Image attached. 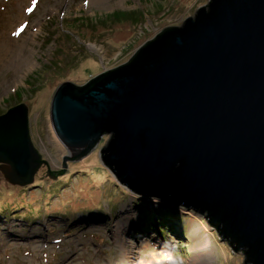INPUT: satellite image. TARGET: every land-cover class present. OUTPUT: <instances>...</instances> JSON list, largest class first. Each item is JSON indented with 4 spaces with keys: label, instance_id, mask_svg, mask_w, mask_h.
<instances>
[{
    "label": "water",
    "instance_id": "1",
    "mask_svg": "<svg viewBox=\"0 0 264 264\" xmlns=\"http://www.w3.org/2000/svg\"><path fill=\"white\" fill-rule=\"evenodd\" d=\"M56 137L81 159L111 135L101 160L147 202L194 209L245 264H264V0H209L164 27L125 63L51 98ZM48 165L27 105L0 113V172L13 185Z\"/></svg>",
    "mask_w": 264,
    "mask_h": 264
},
{
    "label": "rangeland",
    "instance_id": "2",
    "mask_svg": "<svg viewBox=\"0 0 264 264\" xmlns=\"http://www.w3.org/2000/svg\"><path fill=\"white\" fill-rule=\"evenodd\" d=\"M208 2L0 0V113L27 105L32 142L48 162L26 186L0 172V264H196V257L201 264H245L243 249L233 250L204 213L162 205L164 212H155L158 203L146 204L121 184L100 156L111 135L64 167V155L72 154L50 120L59 84L82 85L127 62ZM144 212L164 215L168 230Z\"/></svg>",
    "mask_w": 264,
    "mask_h": 264
},
{
    "label": "trees",
    "instance_id": "3",
    "mask_svg": "<svg viewBox=\"0 0 264 264\" xmlns=\"http://www.w3.org/2000/svg\"><path fill=\"white\" fill-rule=\"evenodd\" d=\"M145 213V217H146V221H148V222H151L152 224H154V225H160L161 226V231L162 232H165V231H167L168 229V223H169V220H168V218H166L164 215H162L161 217H157V218H155L154 216H153V213H146V212H144ZM169 216H172V215H169ZM177 224H178V222H177ZM167 225V226H166ZM142 234L144 233V232H141ZM226 242H228V240L226 239ZM229 243V242H228ZM244 251V250H243Z\"/></svg>",
    "mask_w": 264,
    "mask_h": 264
},
{
    "label": "bare ground",
    "instance_id": "4",
    "mask_svg": "<svg viewBox=\"0 0 264 264\" xmlns=\"http://www.w3.org/2000/svg\"><path fill=\"white\" fill-rule=\"evenodd\" d=\"M145 203L150 205V206L152 205V204H149V202H147V201H145ZM157 208H161V207L158 206ZM165 208H167V207H165ZM191 216H193V215L191 214ZM198 244H201V240L198 241ZM200 249H201L202 253L205 252V248H204L203 244L200 245ZM193 261H194V263L196 262V264H201V261L197 257Z\"/></svg>",
    "mask_w": 264,
    "mask_h": 264
}]
</instances>
